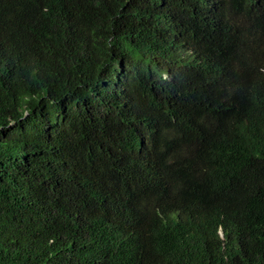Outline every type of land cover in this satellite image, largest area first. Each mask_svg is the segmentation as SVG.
<instances>
[{
  "label": "trees",
  "instance_id": "16d2710c",
  "mask_svg": "<svg viewBox=\"0 0 264 264\" xmlns=\"http://www.w3.org/2000/svg\"><path fill=\"white\" fill-rule=\"evenodd\" d=\"M0 264H264V0H0Z\"/></svg>",
  "mask_w": 264,
  "mask_h": 264
}]
</instances>
